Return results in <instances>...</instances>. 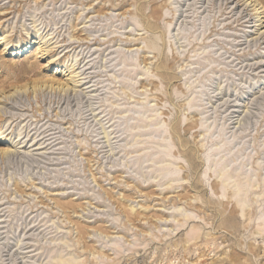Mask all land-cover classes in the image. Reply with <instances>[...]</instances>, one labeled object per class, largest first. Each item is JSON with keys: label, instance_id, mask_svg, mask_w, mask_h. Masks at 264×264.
I'll use <instances>...</instances> for the list:
<instances>
[{"label": "rangeland", "instance_id": "1", "mask_svg": "<svg viewBox=\"0 0 264 264\" xmlns=\"http://www.w3.org/2000/svg\"><path fill=\"white\" fill-rule=\"evenodd\" d=\"M252 8L0 0V92L14 94L0 103V149L29 133L0 154V264H264V27L246 22ZM16 41L27 47L7 49ZM208 150L225 155L227 183L189 169ZM237 185L247 191L231 197Z\"/></svg>", "mask_w": 264, "mask_h": 264}, {"label": "bare ground", "instance_id": "2", "mask_svg": "<svg viewBox=\"0 0 264 264\" xmlns=\"http://www.w3.org/2000/svg\"><path fill=\"white\" fill-rule=\"evenodd\" d=\"M248 0H245V3H247L249 6H252L253 8H252V11H254V13L252 14V16H251V18H250V20L249 21H246V22H256L257 24L256 25H258V26H261V27H264V25H263V23H264V15H262L264 12L263 11H259L260 9H262L263 8V5H261L260 6V2H257V3H255V1H254V3L252 4V2L253 1H249V2H247ZM239 4V3H238ZM247 6V5H246ZM261 33H263L262 35H264V30L263 31H260ZM50 40V39H49ZM24 41V40H23ZM32 41L30 40V43H31ZM35 43V41H33V44ZM43 43H47V42H45V41H43ZM22 44V41H16L15 43H13V42H11V43H7V49H12V47H15V49H17V48H23L24 46L25 47H27V44H23V45H21ZM38 44H39V42H38ZM42 47V45L41 46H39V48H41ZM47 50V49H46ZM52 62V58H51V60H50V63ZM263 64V63H262ZM261 67H264V64L261 66ZM264 71V70H263ZM71 77H75V76H71ZM49 82H51V84H50V87L52 88L55 84H58L57 85V87L56 88H59V90H66L67 88H65V84L63 85H61V87H60V83H58V82H56V81H51V80H49ZM263 84H264V82H263ZM16 93V92H15ZM14 94L13 93H11L10 95H6V94H4V92L2 91V92H0V103L1 104H6L7 103V100H9V99H11L10 97L11 96H13ZM241 97V96H240ZM226 105V104H225ZM235 107H238L237 105L235 106ZM243 107H245V106H243ZM205 108V107H204ZM201 110H203V108H201ZM204 111H206V110H204ZM243 110H240V109H238V108H233V109H231V111H230V113L228 114V115H226V117H225V121H231V119H233V118H235V117H238L239 116V114H236V113H239V112H242ZM206 112H208V111H206ZM0 113H1V107H0ZM200 113H203V112H201L200 111ZM230 124H232V123H230ZM230 124H229V126H230ZM198 125H199V123L197 124H195L193 127L194 128H197L198 127ZM188 126H192L191 124H189ZM200 126V125H199ZM227 128V127H226ZM228 128H230V127H228ZM174 131V130H173ZM204 131V130H203ZM205 131H207V130H205ZM195 133V132H194ZM28 134L29 133H27V135H24V136H28ZM42 134H43V137L40 139V140H44V142H48V144H47V146L48 145H51L52 143L50 142L51 141V139L53 138V137H51V133H48L47 131H43L42 132ZM24 136L22 137V138H20L19 139V141H18V144L16 145V146H14L13 147V149H0V154H7V153H18V150H17V146H19V145H22V146H19V147H26V145L27 144H22V142H21V140L24 138ZM18 137H19V134H18ZM32 138V137H31ZM39 140V141H40ZM221 141H223V140H221ZM43 142V143H44ZM0 143H6V140H4V136L2 135V132H0ZM179 143V142H178ZM185 143H187L188 144V142H186L185 141V139H181V143H180V145L181 146H184V144ZM36 144V143H35ZM218 144V142L217 143H215V145H217ZM34 145V144H33ZM187 146V145H186ZM191 148V147H190ZM194 151V150H193ZM197 152V151H196ZM196 152H195V154H196ZM200 152V151H199ZM191 152L190 151H187V150H183V149H181L180 151H179V154H180V156L182 155H191L190 154ZM194 153V152H193ZM220 154V152H215V151H213V150H208V151H206L205 152V155L203 156V157H199V159H197L196 157H192L191 156V158H190V166H189V169L190 170H194V171H198V170H202L203 168H205V169H210V170H213L216 174H217V176H220V177H222V182L225 184V183H227L228 182V180L230 179L229 177V174L226 172V169H225V166L222 164V165H220V160H222L223 158H224V154H222L219 158V161H214L215 159H212L214 156H216V155H219ZM194 155V154H193ZM234 160V159H233ZM235 161V160H234ZM238 169V168H237ZM203 178V177H202ZM209 178H212V175H211V172H209ZM200 180H201V178H200ZM200 180H198V181H196L195 182V186L197 187V188H201L203 191L205 190V186H203L204 184H203V181H200ZM221 184L222 183H220V182H217L215 179H212V183H211V186H212V188H215V191L217 192V193H219L220 192V186H221ZM247 191V189L245 188V187H243V186H238L237 185V187H236V189L233 191H229L228 192V194L232 197L233 195H235V194H237V195H241L242 194V192L244 193V192H246ZM206 192V191H205ZM241 193V194H240ZM240 201H242V199H235V201H233V204H232V207H231V209H230V211H229V215H230V217L231 218H234V219H238V216H237V214L236 213H238V211H239V208L237 207L238 205H239V203H240ZM208 202L210 203V204H215V203H218V204H220V205H222V206H224V204H228L230 201L229 200H226V201H223V200H212V199H208ZM224 213H221V215L220 216H224L223 215ZM218 215V214H217ZM226 218V217H225ZM227 219H229V218H227ZM194 238V237H193Z\"/></svg>", "mask_w": 264, "mask_h": 264}]
</instances>
